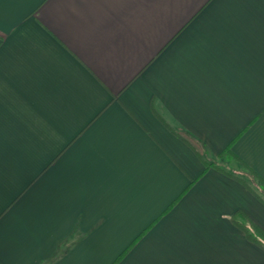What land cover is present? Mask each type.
Returning a JSON list of instances; mask_svg holds the SVG:
<instances>
[{
    "label": "crops",
    "instance_id": "1",
    "mask_svg": "<svg viewBox=\"0 0 264 264\" xmlns=\"http://www.w3.org/2000/svg\"><path fill=\"white\" fill-rule=\"evenodd\" d=\"M227 148L264 179V0H0V264H264Z\"/></svg>",
    "mask_w": 264,
    "mask_h": 264
},
{
    "label": "trees",
    "instance_id": "2",
    "mask_svg": "<svg viewBox=\"0 0 264 264\" xmlns=\"http://www.w3.org/2000/svg\"><path fill=\"white\" fill-rule=\"evenodd\" d=\"M220 157H227L240 161L248 169V175L252 183L249 185L246 183L248 188L264 203V179L252 170L244 161H242L236 154H234L230 148H227L220 154ZM206 166H215L220 168L216 161L205 160ZM233 223L238 226L247 236V238L262 246L264 248V230L256 224L244 211L238 210L231 217Z\"/></svg>",
    "mask_w": 264,
    "mask_h": 264
}]
</instances>
